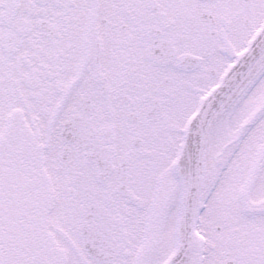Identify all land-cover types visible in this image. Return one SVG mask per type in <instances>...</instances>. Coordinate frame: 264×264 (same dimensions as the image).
Listing matches in <instances>:
<instances>
[{
    "label": "snow or ice",
    "instance_id": "6c2138e0",
    "mask_svg": "<svg viewBox=\"0 0 264 264\" xmlns=\"http://www.w3.org/2000/svg\"><path fill=\"white\" fill-rule=\"evenodd\" d=\"M0 264H264V0H0Z\"/></svg>",
    "mask_w": 264,
    "mask_h": 264
}]
</instances>
